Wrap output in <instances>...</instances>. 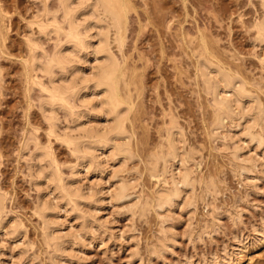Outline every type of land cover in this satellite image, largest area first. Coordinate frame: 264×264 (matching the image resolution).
Masks as SVG:
<instances>
[{
  "label": "rangeland",
  "instance_id": "1",
  "mask_svg": "<svg viewBox=\"0 0 264 264\" xmlns=\"http://www.w3.org/2000/svg\"><path fill=\"white\" fill-rule=\"evenodd\" d=\"M49 1L0 0V194L6 199V214L1 218L5 223L0 235V264H264V146L235 136L240 158L252 162L250 170L242 175L231 153L233 140L225 137L230 136L239 116L231 123L226 120V125H215L212 94L198 69L205 42L207 55L243 79L254 101L257 99L255 103L264 105V40L255 26L260 10L262 13L260 0H130L126 41L122 49L113 43L117 55L124 56L128 91L134 101L127 120L133 158L120 165L122 171L118 173L119 178L131 180V196L122 201H114L109 195L115 186L113 181L119 179H111V167L87 169L80 164L73 173L78 159L71 148L57 137L50 141L47 110L40 107L44 95L27 72L31 40H40L48 50L55 45V35L41 33L35 23L36 14L45 4L56 7L57 0ZM255 108L253 103V113ZM60 112L64 120L61 118L59 131L63 132L67 121ZM83 118L80 120L88 118V125H95L98 119L91 115ZM167 125H178L175 129L183 130L179 151L193 155L189 163L193 175L203 181L215 180L217 193L206 197L211 213L209 203L200 195L196 204L181 201L183 206L178 203L171 210L151 209L145 215L132 212L135 196L152 198L159 188L158 177L150 173V158L164 141ZM36 141L44 147L51 142L63 165L64 177H75L77 185L86 189L93 186L88 190L96 194H91L96 199L91 195L84 199L82 211H50L49 225L58 226L61 235H67L65 238L75 235V228L71 229L75 223L80 227L82 218L76 216L79 212L88 215L89 220L91 216L100 228L86 231L84 243L81 240L78 244L71 236L76 241L74 252L65 251L62 257L47 244L42 229L44 218L35 210L39 201L52 197L49 193L53 188L46 178L42 184H35L36 157H32ZM26 144L34 154L25 150ZM13 218L18 219L19 226L22 224L21 232L11 228ZM162 226L169 229L167 237L171 240L155 253L151 246L163 234Z\"/></svg>",
  "mask_w": 264,
  "mask_h": 264
},
{
  "label": "bare ground",
  "instance_id": "2",
  "mask_svg": "<svg viewBox=\"0 0 264 264\" xmlns=\"http://www.w3.org/2000/svg\"><path fill=\"white\" fill-rule=\"evenodd\" d=\"M48 1L46 0V3ZM260 3L262 13L260 10V16L258 15V19H255V26L259 37L263 41L264 0H260ZM55 4L56 1L53 6ZM55 6L52 9L50 8L51 4L50 7L48 4H45L43 10L40 8V12L42 10L41 13L37 11V19L35 20L41 33L43 32L51 37L53 34L55 35L54 47L48 50L41 44L40 40L37 42L30 39L31 61L27 59L30 62V69L27 71L30 76L29 79L35 86L40 87L44 95L43 97L41 94L40 107L44 108L45 112L47 110L46 116H44L48 122L47 125H49L48 134L50 141L52 137H57L60 140L62 139L61 141L66 142L71 148L78 159L76 165L73 166V173L78 169L80 164L83 168L87 169H101L104 166L107 169V166H109L113 169L111 171V179H113L112 176L119 178L118 173L122 171L120 165L127 164L128 159L130 157L133 158L134 153L131 147V133H129L127 128V120L129 119L130 112H132L134 101L132 99L133 96H131L132 93H129L131 90L128 91L130 84L127 82L128 78H126L128 77L126 76L128 73L122 60L124 57L123 53L121 54L122 58L119 54L117 55L113 49V43L115 42L117 44L116 47L118 46L122 49L126 41L128 16L132 6L131 2L130 0H57ZM203 44L204 46L202 45V47L204 49L201 51L200 59H198V69L203 79V84H205L204 86L212 94L215 125L218 127L226 125V120H229L231 123V120L236 119L237 115L239 116L237 122L234 120L236 129H234L235 127L231 129L230 136L228 137L225 134V137L228 140H233L234 148L231 153L236 164L240 167V173L243 175L244 172L250 170L252 162L248 163L249 160H245V157L240 158L241 148H239L240 145L238 146L239 143L237 144L235 136L237 135L241 139L240 141L245 138L244 141H256L257 143L255 144H258L256 145L258 147L264 146V105L261 102L256 104L255 101L257 99L254 97V101V94L246 87L247 84L244 83V80L238 78L233 74L234 72L231 73L219 64V61L218 63L216 60L214 62L207 55V44L205 42ZM86 63H89V65ZM253 103L254 107H256L255 113L251 109V106L253 108ZM60 110L62 111L60 112ZM42 111L44 110L42 109ZM59 112H63L65 122L67 121L63 132L59 131L61 129L60 123L62 122ZM87 115L98 117L97 123L95 125H88V118L80 120ZM69 118L72 121H69ZM62 120L64 119L62 118ZM68 122L76 123V127L74 125L70 126ZM171 123L174 124V122ZM176 126L178 127V125H175V127L174 125H170L168 128L165 127L167 128L166 137L158 150H154L155 153L150 158L152 164L150 173L158 177L156 178L160 183V185L157 183L159 185L157 187L159 188L155 189L156 192L152 198L142 200L138 198L141 195L135 196V199L137 197L136 202L130 203L134 205L131 206L133 211L129 208L133 213L139 211L145 215L151 209H155L156 211L160 209L171 210V207L178 205L181 201H186V204H196L198 195L201 196L200 199L203 198L204 201L209 203L206 197H212L213 194L217 193V191L216 193L214 192L217 186L215 180L203 181L193 175V168L189 165L193 155L185 154L186 151L183 153L179 151V142L184 137L183 130L182 132L179 131L180 127L177 130ZM237 127H241V129H237ZM32 138H34V134ZM38 138L37 140L41 141ZM31 140H28L30 144ZM38 141H36L35 145L37 148L33 146L36 153L32 157L33 159L36 157V161H33V164L35 163V174L37 173L38 177L35 184L39 185L41 180L46 178V181L47 179L49 180L47 181L48 183L51 182L53 184V188L51 189V193H49L52 197L48 196L49 198L47 197V199L39 201L35 210H37L36 213H39L44 218L42 220L45 221V226L42 229L44 238L48 241L47 244L50 245L49 247L54 246V250L56 251L54 252L60 254V257H62L65 251L67 254L74 252L76 241H73L71 236L77 238V243L82 242L81 240L86 238V231L92 230L95 232L94 226L96 228L99 227H97L95 220L92 222L91 216L89 220L88 215L82 214L83 212L78 213L77 211L80 214L79 216L78 214L76 215L77 219L79 217L82 218L81 225L80 227L79 225L76 227L75 223V227L71 226L72 230L75 228V235H72V233L69 238H65L67 235L63 237L58 226L49 225L50 220L48 221L47 217H50L49 213L52 212V209L55 211V209L58 210L57 208L65 210L71 208L82 211L80 210L82 202L94 191L88 190L91 186L87 187L88 189L85 186H78L75 182V177L71 175V177L69 176L70 178L67 177L69 179L64 177L63 165H61L53 151L52 141L48 147H44V144H42L43 146L40 145L41 143ZM30 144L29 146L26 144L25 150L30 149ZM30 168H33V166L31 165ZM119 170L121 171L119 172ZM126 178L120 176L116 183L112 180L115 186L112 187V191H109L111 192L109 195H111L110 197L113 200L115 199L114 201H122L131 196V180ZM42 181L44 182V180ZM198 184H200V191L197 189ZM49 188L51 187L49 186ZM216 190L218 189L216 188ZM4 195L0 194V235L4 226L3 223H5L2 220L4 219L2 216L6 214L4 211L6 207ZM210 201L212 200L210 199ZM209 206L211 213V203H209ZM66 212L69 213L68 211ZM213 215L216 218L215 214ZM14 219L15 222L14 224L12 223L11 228L14 232H21L19 231V227L22 224L19 226L20 222L16 221L17 218L11 219V222ZM78 221L80 220L76 222ZM89 222L92 223L89 224ZM165 227L161 230L163 234L159 235L158 242L151 246L152 250H150L155 251V253L165 249L169 245L168 241L171 240V238L167 237L169 229L167 228V230ZM4 229L3 232H8V230ZM97 231L99 230L97 229ZM7 232L8 236L9 232ZM91 233L93 232H90V235ZM93 234L95 236V233ZM14 235L16 236V234ZM169 237H171L170 234ZM69 248L72 249L68 250ZM50 256H52V253Z\"/></svg>",
  "mask_w": 264,
  "mask_h": 264
}]
</instances>
